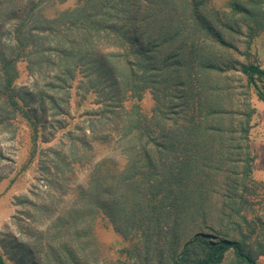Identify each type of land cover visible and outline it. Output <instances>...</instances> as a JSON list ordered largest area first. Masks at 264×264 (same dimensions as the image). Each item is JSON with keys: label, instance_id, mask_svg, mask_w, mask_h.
I'll use <instances>...</instances> for the list:
<instances>
[{"label": "rangeland", "instance_id": "374dc122", "mask_svg": "<svg viewBox=\"0 0 264 264\" xmlns=\"http://www.w3.org/2000/svg\"><path fill=\"white\" fill-rule=\"evenodd\" d=\"M230 2L207 0L215 25L218 18L231 23ZM120 11L119 0H0V52L15 61L21 109L12 107L0 77V252L7 264H137L131 250L142 246L141 231H117L108 208L106 191L127 164L119 138L130 114L151 119L159 105L175 111L181 101L175 86L156 98V89L140 78L128 47L110 28L127 22ZM176 16L169 12L170 21ZM19 27L31 36L20 47ZM225 30L236 43L235 69L238 62L264 69V30L251 40L246 25L237 33ZM211 38H189L198 46L196 59L210 51L204 46ZM240 85V111L251 112L243 142L248 160L239 164L249 175L237 178L250 203L241 231L256 251L258 241L264 243V102L253 87ZM168 110L161 123L173 127L184 114ZM258 262L264 264V255Z\"/></svg>", "mask_w": 264, "mask_h": 264}, {"label": "trees", "instance_id": "16d2710c", "mask_svg": "<svg viewBox=\"0 0 264 264\" xmlns=\"http://www.w3.org/2000/svg\"><path fill=\"white\" fill-rule=\"evenodd\" d=\"M119 2L127 22L110 28L128 47L140 78L156 89L151 91L156 98L175 86L181 102L175 111L159 105L151 119L136 113L126 119L119 141L125 144L127 164L118 172L116 185L106 191L112 195L108 208L114 228L124 235L141 231L142 246L131 250L138 254L137 264H261L264 243L258 241L257 250H252L249 235L241 231L249 222L250 203L237 178L249 175L239 164L248 160L243 142L251 112L240 111L237 89L238 82L253 87L264 102V69L254 62H238L235 69L236 43L226 37L225 28L237 33L246 25L248 39H253L264 30V0H231V23L218 18V25L208 17L207 0ZM169 12L177 15L173 21ZM204 33L212 37L208 47L203 44L210 51L196 59L198 46L189 38ZM29 37L17 29L19 47ZM0 53L3 93H9L19 113L13 89L15 61L4 50ZM167 110L181 112L184 121L164 125ZM157 208L162 209L154 213ZM0 264H7L1 252Z\"/></svg>", "mask_w": 264, "mask_h": 264}]
</instances>
